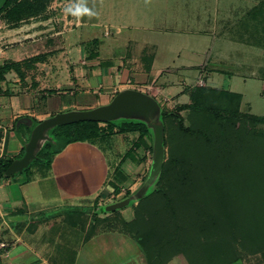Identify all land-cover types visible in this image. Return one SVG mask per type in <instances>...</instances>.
<instances>
[{
    "label": "crops",
    "instance_id": "1",
    "mask_svg": "<svg viewBox=\"0 0 264 264\" xmlns=\"http://www.w3.org/2000/svg\"><path fill=\"white\" fill-rule=\"evenodd\" d=\"M107 2L109 4L98 0L94 4L92 2V6L82 5L88 12H82L80 19L77 17L78 27H97L104 22L109 27L112 24L126 25L118 26L114 30L117 34L122 28L156 31V26H137L156 24V3L144 0L141 2L142 10H138L120 9L119 3ZM92 13L95 15L92 16ZM49 23L53 25L51 20L31 22L22 29L29 34L22 36L35 38L49 30ZM85 35L86 29H83L78 41V37L72 40L70 36L55 33L52 35L57 36L55 46L50 50L44 49V45L48 46L44 44L40 47L44 50L30 46V51L29 46L23 47L21 42L16 45V41L14 48L0 50V54L6 55L15 64H20L24 56L33 57L32 60L36 61L34 57L39 55L37 62L25 65L24 70L20 67L25 73H34L30 76V82L25 77L22 80L15 71L7 73L0 82V134L2 157L6 160L12 159L14 162L24 156L26 143L37 126L30 130L32 120L40 123L59 114L93 110L109 104L119 92L125 90L139 91L153 100L156 95L163 97L162 91L168 84H160L156 90V83L164 71L156 67V41L143 42L142 50L137 54L128 52L124 57L101 61L97 47L93 51L84 49V41L90 43L97 40L93 39L94 32L88 38ZM104 35L109 37V33ZM22 36H16V39L23 40ZM127 41L128 44L134 42L131 38ZM112 42L111 45L120 43L115 38ZM72 47L76 49L72 50ZM189 68L192 69L191 66ZM193 86L182 84L176 93L180 95L178 98L187 97L189 100L186 91ZM202 86L215 88L208 86L206 78ZM78 93H97L99 98L80 104L74 98ZM67 95L69 99L64 98L65 101H60L56 110H51L48 101L52 97ZM100 127L106 129V123H100ZM109 137L106 135L92 142L105 141ZM149 147L146 138L143 149L147 150L144 155L148 159H138L135 169L139 171L133 174L137 175V180L127 190L110 177L112 168L105 159L86 163L80 158L79 153L84 156L95 153L94 148L85 142L64 146L54 155L55 160L50 165L35 160L18 175L0 180V241L8 245L7 252L0 253V264H146L136 242L127 234L98 231L86 240V228L90 220L88 215L96 214L98 208L110 206L105 204L107 201L117 200L113 204L122 202L127 193L140 188L145 180L142 173L152 166ZM74 211H80L87 220L85 230L81 224L74 226L66 221V215ZM129 249L133 253H128Z\"/></svg>",
    "mask_w": 264,
    "mask_h": 264
},
{
    "label": "trees",
    "instance_id": "2",
    "mask_svg": "<svg viewBox=\"0 0 264 264\" xmlns=\"http://www.w3.org/2000/svg\"><path fill=\"white\" fill-rule=\"evenodd\" d=\"M50 1L4 0L0 17L17 28L39 16ZM20 67L11 62L0 65V82L11 71L23 80ZM186 92L189 103L178 112L187 111V125L180 113L161 111L163 148L169 136L171 146L155 188L133 206V217L126 220L115 211L105 217L96 213L87 225L81 212L74 211L66 221L81 224L84 230L87 225L86 240L98 231L127 234L146 264H168L179 255L188 264H235L256 255L264 259V132L257 128L264 124V113L261 117L242 113L239 93L207 86ZM100 123H106V129ZM38 124L32 120L30 130ZM130 133L139 134L142 144L149 135L138 123L81 121L54 126L48 136L44 133L34 161L50 165L68 144ZM12 162L0 158V180L8 178L5 173Z\"/></svg>",
    "mask_w": 264,
    "mask_h": 264
},
{
    "label": "rangeland",
    "instance_id": "3",
    "mask_svg": "<svg viewBox=\"0 0 264 264\" xmlns=\"http://www.w3.org/2000/svg\"><path fill=\"white\" fill-rule=\"evenodd\" d=\"M3 1L0 0V6ZM96 1L98 0H51L39 16L28 18L17 28L5 23L0 17V50L8 51L9 48H14L20 42L23 47L32 46L33 48H40L42 45L48 44V46L44 45V49L50 50L53 48L52 46H55L57 36H52L55 33H62L63 37L70 36L72 40L74 37H78V41H80V35L83 33V29H86L87 35L85 36L88 38L94 32V37H92L97 40H92L90 43L88 40L86 42L83 40L86 44L84 49L93 51L97 47L100 60L104 61L113 57H124L128 52L137 54L142 50L143 42L156 41V67L164 70L162 72L163 75L156 83V90L160 84H168V87L162 91L163 97L156 95L157 99H154L156 107L149 115L139 112L117 113L108 120V122L116 126L124 123L145 125L149 132L147 144L152 150L154 149L155 139L153 125H162L160 119L161 111L177 113L180 106L189 103L187 97L179 99L178 96L180 95L176 94L182 84L202 86L206 78L208 86L211 85L216 89L241 94L240 111L242 113L257 117L263 116L264 0H150L153 4L156 3V24L149 23L137 26H156V31L122 28L118 34L114 30L118 26L126 25L112 24V27H109V24L102 22L97 27L89 25L78 27L80 26L78 18L80 19L79 16H81L82 12L77 13L75 9L78 6L82 7V5L88 6L89 4L92 6ZM107 1L103 0L104 3L109 4L110 1ZM111 1L119 3L120 9L136 8L142 10L143 4L141 2L144 0ZM69 9H72V11H68ZM93 15L95 13H92ZM101 19L103 21V18ZM37 20H51L53 25L49 23V30L35 38L22 36V34H29L27 32L24 33L22 29ZM14 32H17V34H14ZM108 33L109 37L104 35ZM16 36H22L24 39L18 41ZM114 38L120 43L111 45ZM128 38H131L134 42L128 44ZM15 41L16 45L14 44ZM74 41L76 42V40ZM44 49L40 48V50ZM75 49L76 47H72V50ZM37 57L39 58V55ZM23 58L19 62L23 70L26 68L25 65L37 62V59L36 61L32 60L33 57L26 58L24 56ZM6 62H10V59L6 55L0 54V65ZM190 66L192 69L189 68ZM22 72L27 81L30 82L32 72ZM146 92L152 93L148 90ZM64 98L69 99V96L52 97L48 101L51 110H56L57 104ZM74 98L80 104H87L93 102L96 98L98 99L99 96L97 93L92 95L78 93ZM98 104L103 103L99 102ZM178 113H180L185 121L184 123L187 125V111L183 110ZM52 128L46 130L47 136ZM257 128L264 132V124H259ZM169 137L166 139L167 144L164 147L163 161L167 158L168 150L171 146V143H168ZM138 138L139 134L130 133L125 136H115L114 138L110 135L109 138L101 142H85L91 148H94L95 153L88 156L79 153V156L86 163L105 159L112 168L110 177H113L114 182L120 183V186L127 190L129 185L134 180H137V175L133 176V174L139 171L135 169L138 159L144 157L146 160L148 159L147 155H144V153L147 154V150L144 151L143 144L141 141L139 142ZM41 144H43L42 140L38 142L36 154L39 152ZM152 155H150L149 160H152ZM53 157L52 160H55ZM121 160L123 162L119 165ZM33 163L34 160L30 161L31 165ZM151 171L152 168L147 172L145 171L146 173H142L145 176V180L136 192L126 194L123 201H127V205L122 209L115 210L126 220L133 217L135 200H140L147 196L155 188L160 171L156 170V176L153 177H151ZM18 174L16 173L15 175ZM114 202H117V200H110L105 204L111 205ZM105 213L107 212L104 211L103 207L97 209L98 215L101 216ZM113 214L117 215L116 213ZM91 217L92 215H88V219ZM0 243L2 242L0 241ZM130 252L133 253V250L129 249L128 253ZM168 264L188 263L183 256L179 255L174 257ZM235 264H264V259L261 255L244 256Z\"/></svg>",
    "mask_w": 264,
    "mask_h": 264
},
{
    "label": "water",
    "instance_id": "4",
    "mask_svg": "<svg viewBox=\"0 0 264 264\" xmlns=\"http://www.w3.org/2000/svg\"><path fill=\"white\" fill-rule=\"evenodd\" d=\"M156 107V103L149 96L134 90H125L119 92L112 101L102 107L84 111L59 114L47 120L40 122L33 130L30 140L26 145L24 156L11 163L6 171V176L10 177L16 173L22 172L30 164V161L36 158L35 153L38 142L45 138L44 133L47 129L65 124H73L81 121L108 122L117 113L139 112L150 114ZM155 131L154 149L152 155L151 177L156 176V170L161 169L163 163V127L162 125H153ZM127 205V201L112 204L104 208L105 212H113L122 209Z\"/></svg>",
    "mask_w": 264,
    "mask_h": 264
},
{
    "label": "built area",
    "instance_id": "5",
    "mask_svg": "<svg viewBox=\"0 0 264 264\" xmlns=\"http://www.w3.org/2000/svg\"><path fill=\"white\" fill-rule=\"evenodd\" d=\"M2 139L0 141V158L2 157ZM8 249V245L6 243H0V253L6 252Z\"/></svg>",
    "mask_w": 264,
    "mask_h": 264
},
{
    "label": "clouds",
    "instance_id": "6",
    "mask_svg": "<svg viewBox=\"0 0 264 264\" xmlns=\"http://www.w3.org/2000/svg\"><path fill=\"white\" fill-rule=\"evenodd\" d=\"M68 11H72V9H69ZM75 11L77 12V13H80V12H88V9L87 8H83V7H77L76 9H75Z\"/></svg>",
    "mask_w": 264,
    "mask_h": 264
}]
</instances>
